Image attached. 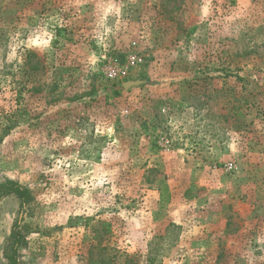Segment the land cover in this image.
Returning <instances> with one entry per match:
<instances>
[{
	"label": "rangeland",
	"instance_id": "rangeland-1",
	"mask_svg": "<svg viewBox=\"0 0 264 264\" xmlns=\"http://www.w3.org/2000/svg\"><path fill=\"white\" fill-rule=\"evenodd\" d=\"M5 179L0 264H264V0H0Z\"/></svg>",
	"mask_w": 264,
	"mask_h": 264
},
{
	"label": "trees",
	"instance_id": "trees-1",
	"mask_svg": "<svg viewBox=\"0 0 264 264\" xmlns=\"http://www.w3.org/2000/svg\"><path fill=\"white\" fill-rule=\"evenodd\" d=\"M9 195H14L19 200L20 207L25 206V204L29 203V201L32 199L29 188L24 187L16 180L5 179L3 182H0V200ZM166 201H168V198ZM102 224L106 226L105 232H109V223L103 222ZM9 242V252L5 254V258L7 260L6 264H18V249L25 244V236L23 235L17 223L11 229L9 234Z\"/></svg>",
	"mask_w": 264,
	"mask_h": 264
},
{
	"label": "built area",
	"instance_id": "built-area-1",
	"mask_svg": "<svg viewBox=\"0 0 264 264\" xmlns=\"http://www.w3.org/2000/svg\"><path fill=\"white\" fill-rule=\"evenodd\" d=\"M138 58L135 55H131L129 57V64L134 65L137 63ZM105 75L107 78L114 79L119 75V70L118 68L114 66H110L106 69ZM225 169L228 171H233L236 170V165L234 162L230 161L225 164Z\"/></svg>",
	"mask_w": 264,
	"mask_h": 264
},
{
	"label": "water",
	"instance_id": "water-1",
	"mask_svg": "<svg viewBox=\"0 0 264 264\" xmlns=\"http://www.w3.org/2000/svg\"><path fill=\"white\" fill-rule=\"evenodd\" d=\"M140 81H128L124 84L125 87L138 85Z\"/></svg>",
	"mask_w": 264,
	"mask_h": 264
}]
</instances>
